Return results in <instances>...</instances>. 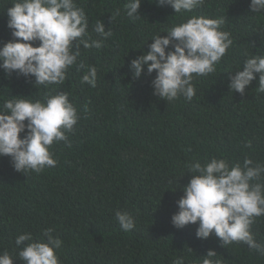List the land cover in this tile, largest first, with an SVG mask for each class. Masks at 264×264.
<instances>
[{
	"label": "trees",
	"instance_id": "obj_1",
	"mask_svg": "<svg viewBox=\"0 0 264 264\" xmlns=\"http://www.w3.org/2000/svg\"><path fill=\"white\" fill-rule=\"evenodd\" d=\"M126 2L77 0L89 17L90 33L102 19L113 35L99 50L80 48L79 59L98 70L96 88L81 85L83 72L74 68L63 85L52 86L69 94L80 115L69 134L71 147L63 141L53 145L58 165L24 175L9 157H0V253L8 250L14 264H22L15 237L31 232L36 238L41 229L52 228L63 241L62 264H172L180 256L184 264H201L209 250L218 264H264L246 245L221 247L214 234L198 239L196 225L177 229L171 223L190 180L183 176L187 162L215 156L242 163L245 155L264 162L258 74L243 96L227 87L229 72L234 74L245 54H264V15L250 12V0H205L194 14L225 18L222 30L231 34L233 46L214 74L194 79L191 101L166 102L152 94L155 72L133 79L128 65L179 18L170 6L142 0V18L132 21L123 12ZM12 3L0 0V43L11 39L7 8ZM117 8L121 15L111 20ZM29 79L0 70V104L11 96L43 99L49 89L35 88ZM117 210L131 213L133 230L120 229ZM252 230L264 243V216Z\"/></svg>",
	"mask_w": 264,
	"mask_h": 264
},
{
	"label": "clouds",
	"instance_id": "obj_2",
	"mask_svg": "<svg viewBox=\"0 0 264 264\" xmlns=\"http://www.w3.org/2000/svg\"><path fill=\"white\" fill-rule=\"evenodd\" d=\"M158 6H170L179 22L155 34L148 50L131 59L128 67L133 79L145 73L151 80L153 95L166 102L183 97L191 101L196 95L194 79L208 77L233 46L231 34L222 30L225 18L194 14L205 0H153ZM142 0H127L124 15L132 20L141 17ZM250 12L264 15V0H250ZM121 15L115 9L111 20ZM7 28L11 39L0 43V70L7 76L16 73L26 79L34 77V87L49 89L43 99L11 96L0 104V157H9L16 172L40 174L58 165L53 145L63 141L71 147L69 134L75 131L80 115L69 94L52 86L63 85L73 68L80 84L97 87L98 70L87 64L80 48L99 50L113 35L111 28L98 19L89 29V17L77 0H13L7 8ZM92 33L95 34L93 38ZM166 33V35H161ZM255 45H253L254 47ZM234 74L229 72V91L242 96L258 74V93H264V54H245ZM246 147H251L248 142ZM189 182L176 201L178 210L171 216L177 229L196 225V237L207 240L215 235L221 247L243 244L258 257H264V243L256 240L253 225L264 216V162L245 155L241 162L211 157L185 164ZM182 176V177H183ZM172 183V181H169ZM115 220L120 229L135 228L128 211L117 210ZM52 228H43L38 237L31 232L15 237V255L22 264H62L58 250L63 246ZM27 242V243H26ZM216 252L209 250L201 264H218ZM13 253H0V264H14ZM172 264H184V257Z\"/></svg>",
	"mask_w": 264,
	"mask_h": 264
}]
</instances>
